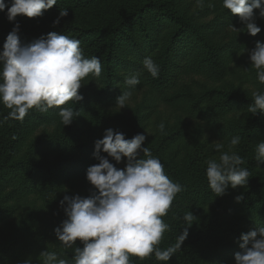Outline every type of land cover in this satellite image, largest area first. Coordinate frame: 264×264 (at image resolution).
Segmentation results:
<instances>
[{"label": "clouds", "instance_id": "9594fccd", "mask_svg": "<svg viewBox=\"0 0 264 264\" xmlns=\"http://www.w3.org/2000/svg\"><path fill=\"white\" fill-rule=\"evenodd\" d=\"M56 3L57 0H9L6 4L0 0V12L7 8L6 17L12 22L18 15L40 16L42 10ZM222 6L239 17L249 35L255 36L261 31L254 22L253 10L258 9L260 17H264V0H222ZM67 15L66 9H60L53 23H59V18ZM18 30L16 23L0 50V104L9 109L7 118L22 121L32 108L46 112L55 107L60 109L63 125H69L76 112L61 106L83 98L78 94L82 80L89 75L99 77L102 72L99 57L84 58L78 39L56 32L25 44ZM249 59L258 82L264 84V43L256 42L249 51ZM142 63L156 78L159 66L153 59L146 57ZM124 83L129 87L138 85L139 73L130 74ZM130 95L128 91L119 95L116 105L125 107ZM252 95L253 103L248 111L264 114V92ZM164 127L163 122L158 125L161 133ZM145 139L144 134L125 139L123 133L109 128L102 139L94 142L93 156L98 163L87 168L86 179L96 191L86 198L65 195L59 203L66 219L54 229L64 248H72L77 240L83 247H75L71 262L58 259L56 252L42 251V264H129L131 256L143 259L153 254L157 260L168 262L181 249L195 217L189 211L185 213L181 218L185 227L176 244L163 250L158 247L169 230L162 217L167 215L183 186L165 174L164 165L147 147H141ZM239 142L240 137L232 138L230 147ZM223 147L221 143L214 144L221 155L218 160H209L206 167L208 187L216 196L225 194L229 187L246 185L250 177L249 170L241 167L243 158L235 152L222 151ZM138 152L145 158L137 159ZM108 157L117 164L126 158L125 167L118 169ZM255 159L264 163V141L257 145ZM240 199L241 196L236 197L237 201ZM239 239L241 251L234 254L235 264H264V226L242 233ZM24 264H32L31 258Z\"/></svg>", "mask_w": 264, "mask_h": 264}, {"label": "trees", "instance_id": "16d2710c", "mask_svg": "<svg viewBox=\"0 0 264 264\" xmlns=\"http://www.w3.org/2000/svg\"><path fill=\"white\" fill-rule=\"evenodd\" d=\"M55 9L54 4L50 9L42 10L40 16H51ZM140 14H144L145 17ZM133 15H136L132 23L135 29L133 28L134 30L129 32H126L130 25H125L128 20L125 18L126 21L123 20L124 22L122 21L112 28L83 29L66 35L69 38L72 35L85 37L94 31L95 36L100 40L91 50H85L83 56L88 59L93 56L99 57L102 72L99 77H94V81L85 87L81 84L78 94L83 98L80 101L67 102V104H71L74 111L84 112L93 103L98 102L100 107L106 108L95 111L94 123L98 126L110 127L114 131L119 130L118 132L123 133L125 139H131L135 135L129 134L126 129L117 124V119L106 113V109L114 105L116 98L125 91L136 94L140 90H147L157 99L161 98L169 102H186L196 115L209 114L221 107L227 111L232 105L240 102L243 105L247 102L246 99L228 94L223 101H220L221 103H218L213 101V97L207 89H203L201 95L197 96L183 91L184 88H189L188 80L184 77L186 69L197 72L196 70L199 69L197 66L205 69L213 66L214 70L218 71L224 49L221 44H212L203 38L197 27H194L188 19L181 17L169 3L143 0L142 5L134 10ZM160 22H167L171 27V32L165 36L154 38V32L158 29ZM69 28L68 25L63 24L61 31L54 28L50 30L56 33L60 31L59 34L65 35ZM9 32H11L10 28L0 18L1 50ZM126 44H130V51L125 48ZM146 57H151L159 66L156 78H153L143 68L142 62ZM133 73H139L140 83L129 87L124 81L127 76ZM218 104L220 105L218 106ZM53 109L57 108H51L46 112L32 108L20 121L7 118L8 111L0 107V129L2 130L4 125L6 130L4 137H0V223L12 215V208L7 205L10 196L37 194L40 191L50 192L54 187L58 171H71L76 175L83 168L87 169L91 166L73 156L77 146L67 139V136L45 131L44 122ZM32 128L36 133L28 131ZM219 128L223 134L236 130L261 131L264 129V116L258 111L247 122L241 123L238 120L227 119L219 125ZM36 134L38 135L36 136ZM141 147H147L153 157L157 154L150 145L149 139L144 141ZM140 158H145L142 152H138L137 159ZM156 158L164 165L165 174L173 182L183 186V191L176 195L167 215L162 217L164 222L169 225V230L164 233L158 245L160 249H167L176 244L179 234L185 227L181 219L185 214L181 215L180 210L183 204L189 200L201 208H205L211 203H236L237 210L244 211L255 228L264 226V182L251 174L255 168L251 160H244V164L241 165L249 170L250 177L246 185L239 186L241 188L239 194L230 193L229 187L225 194L216 196L208 187L206 167L197 172H191V168H181L177 171L174 169L173 163L165 156H156ZM123 159L126 161V158ZM238 196L242 197L239 201L236 200ZM193 216L195 220L188 227L187 238L183 241L181 249L177 250L168 262L157 260L153 254L143 259L131 256L129 264H198L197 257L205 258L215 252V248L207 243L209 237L204 232V226L199 225L197 220L199 215L193 214ZM202 216L207 219L206 221H212V226L215 228L218 225L217 221L221 222L223 219H227L223 210L218 211L212 218L210 210L203 209ZM31 217L33 218L34 215ZM42 223L43 221L39 218L31 224L23 221L20 227L1 237L0 264H24L28 258H31L32 264H42L43 258L40 253L45 250L56 252L58 259H66L71 262L73 255H69L56 236L41 230ZM238 232L237 235H240ZM53 242L56 243V246L50 248ZM56 247L58 248L55 249Z\"/></svg>", "mask_w": 264, "mask_h": 264}, {"label": "rangeland", "instance_id": "374dc122", "mask_svg": "<svg viewBox=\"0 0 264 264\" xmlns=\"http://www.w3.org/2000/svg\"><path fill=\"white\" fill-rule=\"evenodd\" d=\"M158 1L169 3L181 17L188 19L194 27H197L203 38L212 44H221L224 49L218 71L214 70L213 66L206 69L197 66L199 68L196 70L197 72L186 69L184 77L187 78L190 89L184 88L183 91L197 96L201 95L203 89H207L212 95L213 101L218 103H221L220 101H223L228 94L246 99L247 102L243 105L241 102L232 105L227 111L221 107L209 114L196 115L186 102H169L161 98L159 100L147 90H140L136 94L130 92L131 95L125 101V107L120 108L114 103L106 109V113L117 119V124L126 129L129 134H144L145 141L149 139L150 145L156 150L157 154L154 157L165 156L173 163V167L177 171L181 168H191V172H197L207 167L209 160L219 159L221 152L214 149V144L221 143L224 146L222 151L235 152L243 160H251L255 165L251 174L264 182V163L255 159L257 145L264 141V129L252 132L236 130L223 134L219 128V125L227 119L238 120L241 123L247 122L254 115L248 111L249 105L253 103L252 94L257 91L264 92V84L258 82L256 70L252 68L249 59V51L255 47L256 42L264 43V17H260L258 9L253 10L254 22L261 31L259 35L252 36L248 34L246 25L237 15L223 8L222 0ZM5 2L8 4L9 0H5ZM142 2L143 0H57L56 9L51 16L29 18L18 15L14 21L10 22L6 17V8L0 12V18L11 31L18 23V36L22 43L27 44L52 32L51 28L62 29L63 24L70 27L66 30L65 35H68L83 29L112 28L128 18L125 25H130L126 29V32H129L135 29L132 23L136 15L133 13L142 5ZM60 9H66L68 15L59 18V23L54 24L53 22L59 17ZM140 16L145 17L144 14H140ZM230 25L238 31L233 30ZM170 29L167 22H160L153 36L154 38L165 36L171 32ZM60 31L57 33L59 34ZM80 34L82 33L80 32ZM71 38L80 41L82 54L85 53V50H91L100 41L94 31L85 37L72 35ZM125 48L130 51V44H126ZM94 79V76L89 75L82 80L83 86L93 82ZM184 84L186 85V83ZM0 107L9 112V109L3 104H0ZM61 107H71V104L66 103ZM105 108L95 102L84 112L74 111L76 116L69 125H63L59 115L60 109H53L44 122L46 125L44 129L51 134L67 136V139L77 146L73 156L93 166L98 163V160L93 156L94 142L102 139L105 129L110 128L96 125L94 114L95 111ZM161 122L165 126L163 133L158 129ZM5 131L3 125L2 130L0 129L1 138L4 137ZM28 131L36 133L33 128ZM237 136L240 137V142L230 147L231 139ZM100 154L107 156L103 152ZM108 159L118 169L125 167L126 161L123 158L119 164L110 157ZM86 170L83 168L76 175L71 171H58L54 187L50 192L40 191L37 194L10 196L7 205L12 208V215L0 223V239L12 232L13 229L20 227L23 221L31 224L37 218L43 221L41 230L55 236L54 229L66 219L63 207L59 203L63 197L65 195L69 197L80 195L86 198L96 191L86 179ZM240 190L239 186L235 189L229 188L233 195H238ZM237 207L236 203H211L205 208H201L191 200L183 204L180 214L184 215L189 211L199 215L197 218L199 225L204 226V232L209 237L207 243L215 248V252L209 256L197 257L198 264H235L234 254L241 251L239 247L242 242L239 239L240 235L255 229L249 217L244 211L237 210ZM203 209L205 211L209 209L212 218L218 211L223 210L227 219H223L221 222L217 221L218 225L215 228L212 226V221H206L207 219L202 216ZM193 229L195 230V228ZM237 231L240 235H237ZM55 246L56 243L53 242L50 248ZM75 247H83V245L77 240L72 248H67L69 255H74Z\"/></svg>", "mask_w": 264, "mask_h": 264}]
</instances>
